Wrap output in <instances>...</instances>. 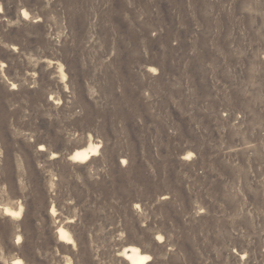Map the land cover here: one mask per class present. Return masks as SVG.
Instances as JSON below:
<instances>
[{
    "label": "rangeland",
    "instance_id": "1",
    "mask_svg": "<svg viewBox=\"0 0 264 264\" xmlns=\"http://www.w3.org/2000/svg\"><path fill=\"white\" fill-rule=\"evenodd\" d=\"M0 6V264H264V0Z\"/></svg>",
    "mask_w": 264,
    "mask_h": 264
},
{
    "label": "bare ground",
    "instance_id": "2",
    "mask_svg": "<svg viewBox=\"0 0 264 264\" xmlns=\"http://www.w3.org/2000/svg\"><path fill=\"white\" fill-rule=\"evenodd\" d=\"M1 11V6H0ZM24 17H28V12L26 10H23L22 12ZM65 77V73L63 74ZM100 144H95L93 142H90L88 146L75 150L74 154L71 156L72 160L75 162H85L87 161L91 156L97 155L100 152ZM125 162V159L123 160ZM23 207L20 205L19 209L15 210L14 208L10 207H4V214L8 216H21L22 215ZM54 208L52 207V211ZM58 236L61 240H70L71 235L69 232L63 228H58ZM124 257L128 260L130 264H147L149 260L151 259V256L146 253H142L140 249L136 246H130L125 248L123 251ZM12 264H25L24 261L21 258H16L13 260Z\"/></svg>",
    "mask_w": 264,
    "mask_h": 264
}]
</instances>
